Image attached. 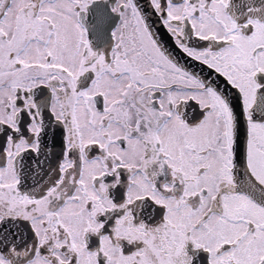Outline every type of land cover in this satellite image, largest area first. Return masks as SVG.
I'll list each match as a JSON object with an SVG mask.
<instances>
[{
	"label": "snow or ice",
	"instance_id": "snow-or-ice-1",
	"mask_svg": "<svg viewBox=\"0 0 264 264\" xmlns=\"http://www.w3.org/2000/svg\"><path fill=\"white\" fill-rule=\"evenodd\" d=\"M0 264H264V0H0Z\"/></svg>",
	"mask_w": 264,
	"mask_h": 264
}]
</instances>
